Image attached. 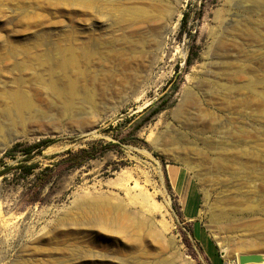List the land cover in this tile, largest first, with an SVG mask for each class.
<instances>
[{"label": "rangeland", "instance_id": "rangeland-1", "mask_svg": "<svg viewBox=\"0 0 264 264\" xmlns=\"http://www.w3.org/2000/svg\"><path fill=\"white\" fill-rule=\"evenodd\" d=\"M258 5L0 0V104L19 91L32 106L0 134V264L264 257V0ZM64 81L84 101L68 117L45 89ZM194 101L231 122L226 135ZM235 101L246 102L241 115L212 109ZM41 140L51 144L24 155ZM83 150L95 157L72 168L66 159ZM135 180L141 190L131 189ZM222 200L231 215L217 223Z\"/></svg>", "mask_w": 264, "mask_h": 264}, {"label": "bare ground", "instance_id": "bare-ground-1", "mask_svg": "<svg viewBox=\"0 0 264 264\" xmlns=\"http://www.w3.org/2000/svg\"><path fill=\"white\" fill-rule=\"evenodd\" d=\"M243 1L252 4V9L251 10L260 8L259 5H258L259 4V0H243ZM135 15L136 14H134V16ZM139 15H141V13ZM161 17H162V15H161ZM162 30H164V29H162ZM259 82L264 83V79L260 78ZM74 83L75 82L72 83V81H64L61 85L57 86L56 84H53V82H52V83H50V84L45 86V89L52 96V98L54 100L61 101L62 113L65 116H67V117L68 116H72V114L74 113L75 110L79 111V112L83 111L84 101L79 100L77 98L78 95H79V90L77 89V87H76V85ZM80 95H82V94H80ZM84 97H86V96H84ZM7 99L11 102V105L8 102H5V101H1V104H0V134L5 132V131H9V130L13 129L14 127H16V125H18L21 122L22 118H24L23 114H24L25 111H27V112L28 111H30V112L32 111V106H31L29 100L25 96H23L19 91H14V92L10 93L8 95ZM195 103L196 102L194 101V102H191L190 104H191V106H193L194 108H197V110H199V112H200V114L202 116L201 118H203V119L207 118L210 121L209 122V124L211 125L210 128L213 131H219L221 133L223 132V134L226 135V132H228L231 129V127H232L231 122H229V121H219L217 118L214 117V115H213L214 112L205 113L206 109L200 108L199 105L196 106L197 104L195 105ZM245 107H246V102L245 101H235V102H233V105L229 104V103H219V106H215V107L212 105V109L216 110L217 112L231 111L232 108H235V112H236L237 115H241L243 113ZM89 110L91 111V109H89ZM88 114H91V113L88 112ZM232 132L235 133V135H237V137H240V133H243V127L239 126L237 124ZM220 145H223L222 150H227L228 146H227L226 142L221 141ZM173 173L174 172L172 170L169 171V174H173ZM181 174H182V172H181ZM144 175H145V183L148 184V185H152V183L150 182L149 177H148V175H149L148 172H144ZM176 179H177V177H176ZM180 180H181V178H180ZM180 180H179V183H180ZM132 186L133 187L131 189H133V191L135 190V188H138V184H137L136 180H135V184L132 185ZM138 189H140V188H138ZM135 194H136L137 197H140V199H141V202L139 204L142 203L141 205H143V206H146L148 204V202H149L148 201V196L149 195H147L143 191L142 192L139 191V192H137ZM222 203H224V205H222L223 208L219 209L218 213L215 215V221L217 223L218 222L224 223L225 221L227 222V220L230 219V215L231 214L225 208V203L226 202L224 200H222ZM142 225L143 224H141V226ZM225 260H226V264H240L238 262V257H235L234 260H231L228 254L225 255ZM256 261L262 263V262H264V257L258 256V258L256 257L255 262Z\"/></svg>", "mask_w": 264, "mask_h": 264}, {"label": "trees", "instance_id": "trees-1", "mask_svg": "<svg viewBox=\"0 0 264 264\" xmlns=\"http://www.w3.org/2000/svg\"><path fill=\"white\" fill-rule=\"evenodd\" d=\"M51 144L49 140H41L37 143L24 147L22 152L24 155L29 156L35 150H43L47 148ZM11 152V150H10ZM92 151L83 150L75 154H71L66 161L71 162L72 168H78L83 165L86 161L93 159L95 156L91 153ZM26 175L30 174L31 167H24L23 168Z\"/></svg>", "mask_w": 264, "mask_h": 264}, {"label": "water", "instance_id": "water-1", "mask_svg": "<svg viewBox=\"0 0 264 264\" xmlns=\"http://www.w3.org/2000/svg\"><path fill=\"white\" fill-rule=\"evenodd\" d=\"M256 257L257 256H240L239 263L246 264V263L254 262L256 260Z\"/></svg>", "mask_w": 264, "mask_h": 264}]
</instances>
